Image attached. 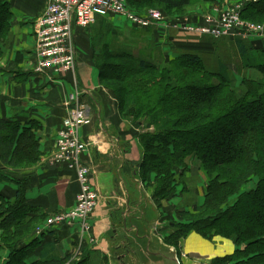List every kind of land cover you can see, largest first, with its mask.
<instances>
[{
  "label": "crops",
  "instance_id": "1",
  "mask_svg": "<svg viewBox=\"0 0 264 264\" xmlns=\"http://www.w3.org/2000/svg\"><path fill=\"white\" fill-rule=\"evenodd\" d=\"M229 1L190 0L191 8L185 14L175 13L167 18L189 16L197 19L204 11L210 10L213 4L224 6ZM248 1L230 2L244 4ZM10 3L14 16L10 25L11 36L0 55V118L19 124L21 128L35 125L37 129L33 131L42 156L35 165L22 168H9L0 159V174L7 177L6 181L0 183V206L13 208L20 197L23 199L24 212L20 214L23 219L18 218V221L26 222L40 216L54 215L76 204L80 190L76 173L65 167H51L47 162L55 148L62 122L69 115V97L76 90L84 93L83 102L89 107L92 116L91 126L82 131L89 145L83 161L93 169L92 183L99 195L91 222L93 229L86 239H81L77 229L68 226L39 233L37 228L43 221L35 231L26 235L18 249L26 248L36 241L37 246L30 253V263H36L47 253L48 248H53L56 256L65 257L69 252L78 255L81 248L88 246L87 264H126L125 255L114 258L113 247L127 245V242L132 244L134 242L130 238H133L140 242L137 250L143 257V263L175 264L172 259L174 252L182 264L175 247L163 242L161 244L160 238L153 237L165 217L167 207L156 202L154 189L142 181L140 174L144 151L131 137L130 125L120 115L117 98L100 80L97 67L99 55L94 42L99 38L100 22L107 18L97 19L90 28L75 29V71L52 81L53 77L34 72L35 24L46 9V0H10ZM153 31L159 34L158 45L163 49L165 59L175 60L185 52L219 54L207 37L183 34L162 25L153 28ZM234 39L226 40L229 50H232ZM240 40L255 50L264 47V37L261 35ZM233 50L238 54L235 46ZM167 203L172 204V199L166 200L164 205ZM173 203L176 204V200ZM166 214L168 217L172 215ZM6 217H9L8 213L0 215V224ZM118 230L120 236L116 232ZM3 234L0 227V264L9 262L10 254L6 243L2 241ZM122 234L125 237L119 242ZM147 237H150L152 246H160L157 257L148 253ZM129 248L127 254L134 255L135 249ZM178 249L187 260L204 262L232 255L237 246L225 238L206 240L196 233H190L181 241ZM161 255L167 259L163 260Z\"/></svg>",
  "mask_w": 264,
  "mask_h": 264
},
{
  "label": "trees",
  "instance_id": "2",
  "mask_svg": "<svg viewBox=\"0 0 264 264\" xmlns=\"http://www.w3.org/2000/svg\"><path fill=\"white\" fill-rule=\"evenodd\" d=\"M128 3L135 12L137 9L142 11L143 9L140 8L143 6L153 4L169 15L185 14L191 8L190 0H128ZM145 10L140 13L150 9L145 8ZM12 15L8 0H0V54L3 52L4 40L9 34ZM241 16L253 23L263 21L264 0H250L242 4ZM100 26L99 38L94 42L96 52L97 43L105 44L106 34L110 32L106 21H101ZM226 40L228 38L208 40L219 54L185 52L175 60L166 59L165 63L168 65L165 64V67L173 74V77L169 78L175 80H178L181 74L175 73L173 68L179 65L184 64L186 68L202 72L201 74L210 71L207 65L209 56L219 68L217 73L207 74V78L215 79L214 82H201L202 85L190 82L183 90L193 103L189 105V109L196 104L199 107H209L205 117H194L195 120L203 122L202 124L195 125L191 130H181L176 127L178 121L166 123L165 119L161 122L152 117L151 120L149 119V127L156 125L158 132L141 137L140 147L144 151V160L140 176L144 183L149 184L154 181L153 184L156 186L154 199L157 203H161L178 194L187 193L188 186L185 184H188V181L185 178H187L189 162L193 160L199 162L209 179L206 200L204 205L196 210L197 216L189 219V216L194 215L187 214L186 219L192 223L177 226L171 222L175 230L172 235L164 239L166 245L178 247L180 241L191 232L208 240L222 237L231 240L237 249L234 254L216 258V261L226 264H264V47L255 50L240 39H234L232 49L235 46L242 68L260 71L263 77L253 79L244 76L240 82L245 89L244 92L240 96L236 94L230 96L225 102L222 96L220 99V93L234 89L238 82L231 76L229 67L231 59L228 58L230 47ZM128 55V52L118 49L108 55L104 53L97 57V67L103 84L112 80L117 82L122 80L119 74L113 77L109 73L104 75L103 60L107 61L109 58L120 60ZM155 65H149L147 61L142 60L132 64L128 69L148 72L154 71L157 68ZM164 78L166 77L162 76V79ZM105 87L118 98L115 89L107 85ZM167 87L176 89L175 97L173 94L174 101L181 90L178 91L177 85L169 82ZM123 107L120 101L121 112ZM159 126H162V129ZM36 129L35 125L21 128L19 124L0 118V159L5 166L22 168L40 161L42 155L39 151V141L33 131ZM253 178L259 181L256 189L243 193V188ZM6 180L7 177L0 174V183ZM179 185L182 186L181 190L178 188ZM238 196L240 198L231 203L232 199ZM1 197L0 195V201ZM23 209V199L20 197L13 208L0 206V215L5 213L9 215L0 224L4 231L2 241L6 243L10 253L9 262L6 264H69L77 258L78 255L73 257V252L65 257L56 256L53 248H48L40 261L30 263V253L37 246L36 241L23 249H18V246L26 235L35 231L48 216L21 222L18 218L23 219L20 217V214L23 215ZM184 219L185 217L182 220ZM241 245L244 249L239 248Z\"/></svg>",
  "mask_w": 264,
  "mask_h": 264
},
{
  "label": "rangeland",
  "instance_id": "3",
  "mask_svg": "<svg viewBox=\"0 0 264 264\" xmlns=\"http://www.w3.org/2000/svg\"><path fill=\"white\" fill-rule=\"evenodd\" d=\"M230 1H234V0H230ZM230 1L225 5V7L238 5ZM8 2H9V6H11L10 0H8ZM217 5L213 4V6H217ZM220 7H222V5ZM145 8L160 11L166 17L171 16L169 15V13H166L165 11H161L162 10L161 8H158L153 4L141 7L140 9L141 10L143 9L142 11H138L137 9V13L143 14L140 12L146 11ZM13 18L14 16L12 15V18L10 20V25ZM104 21L108 23L110 32L106 34V37L104 39L105 44L99 43L98 45L97 43V53L99 54V56H101V54L104 53L105 55H108L109 53H111V51L115 52L118 49L126 51L130 55V56L128 55L122 57L120 60L109 58L107 59V61L103 60L104 61L103 63L105 64L104 75H106V73H109V75L113 77L119 74V76L122 79L121 82L112 80L111 82L110 81L106 82L104 85H107L108 87L113 88L118 92L119 99L115 95L114 96L117 98L119 111L122 119L124 121H128L130 125L129 133L133 138V140H135V142H137L140 145L141 137L143 135L153 134L158 132V127L156 125L149 127L150 126L149 119L151 120V117L160 122L165 119L166 123L167 122L176 123L178 121L176 127L177 129H181V130H191V128H193L195 125L202 124L203 122L195 120L194 117L195 116L205 117V114L209 107H203V106L199 107L198 104H196L191 109H189V105H193V103L190 100V96H186V93L183 90H185L184 89L185 86L188 85L190 82H194L195 85H202L201 82L208 83L215 81V79L213 78H207V74L211 75L212 73H217V69L219 68V66L217 67L218 64L215 63L213 58L209 56L207 59V65L210 71L209 70H208L209 72L204 71V74L206 75L201 74L202 72L196 71L189 67L186 68L183 64L173 68L175 73L181 74L178 80L177 79L175 80L173 78L170 79L169 77H173V74L171 71L168 72V70L165 67L168 64L165 63L166 59L163 55V49L158 45L159 34L156 33V31L154 32L153 29H149V30L137 29L135 27H132L130 23L126 21L124 18H120L117 16H111L110 18L104 19ZM257 24L264 25V20ZM10 36H11V29L9 30V34L7 38L4 40V44L2 45L3 49L9 44ZM255 36L257 35H254V37ZM208 40L214 41V39H208ZM215 40L217 41L218 39ZM168 51L169 50L167 49L166 52ZM229 51H230L229 52L230 56H228V58L231 59L229 63L231 76H233V78L236 79V81L238 82L237 85H235L234 89H227V91L222 92V94L220 93V99L222 96L223 101L228 100L230 96L232 97L235 94L240 96L244 92L245 89L240 83L244 76H248L253 79L263 77L262 72L260 71H256L254 69L244 70L242 68L241 60L238 54H236L233 49ZM106 58H108V56H106ZM142 60L147 61L149 65L156 64L157 66L156 65L155 66L157 68H155L154 71H148V72L147 71L144 72L138 69H132V70L128 69L132 64L138 63L139 61ZM162 76H165L166 78L162 79ZM168 82L172 83L173 85H177L178 91L181 90V93L178 94V98L175 99L178 101L175 100L173 101V94L176 91V89H174V87L173 88L167 87ZM120 101L124 105L122 112L120 109ZM200 112L202 113L200 114ZM159 127L162 129V126ZM86 153L87 152L83 154V157L86 155ZM200 167H201L200 163L196 162L195 160L189 162V170H188L189 174L187 175V178H185L188 181V184L187 183L185 184L186 186H188L187 193L181 195L178 194L177 196L173 197L172 204L167 203L164 205L166 200L161 201L163 205L162 207H167V210L165 212L166 213L168 212L170 215L172 213L173 215L168 217V214L165 213V217H163L161 223L158 225V229H157L158 231L154 232L157 236L155 235L153 237H155V239L160 238L162 240L160 242L161 244L162 242L165 243L164 239L172 235L173 231L175 230L173 229L171 222L175 223L177 226H183L185 224L188 225L192 223L189 219H192L193 217L197 216L196 210L204 205L207 195V189L209 186V179L207 178L204 170L201 169ZM200 170L201 172H199ZM258 182L259 181L257 178H253L252 180H250V182L246 184L245 187L243 188V193L246 192L248 193L256 189ZM153 183L154 181H152L147 185L155 190L156 186ZM178 188L179 190H181L182 186L179 185ZM239 198H240L239 196L238 198L234 197L231 203H234ZM173 200L174 201L176 200V204L173 203L174 202ZM94 213L90 218L91 222ZM182 213H186V215L185 214L182 215ZM187 214L194 216H189V219H186ZM184 217H185L184 219L185 221L182 220ZM44 223L45 221L39 227L44 225ZM116 232H118V235L120 234L119 230ZM191 233H195V232H191ZM112 234L113 236H116L114 233ZM189 235H187L186 238ZM124 237L125 235L122 234L121 237H119V242H122ZM130 240L133 241L134 243L129 244L127 242V245L124 244L122 246L119 245L121 247L120 250L118 249V251H116V248H118L119 246L115 245L113 247L114 258L118 259L120 256L125 255L126 259L124 260L126 264H148L149 262L147 261L143 263V257L138 253L137 246L139 247L140 242L136 241V239L133 238H130ZM130 246L135 249V254L133 255L132 253L131 256L127 254L129 251L128 249H130L129 248ZM124 247H127V249L122 250V248ZM152 247L154 249H160V246L153 245ZM178 247L175 248L178 252L179 259L183 261L182 264H226L225 262L216 261L217 260L216 258L204 262H197V260L189 261L185 258V256L178 249ZM239 248L244 249V246L241 245ZM88 250H89L88 246L85 248H81L78 251L77 258L74 259V261H71L70 263L73 264L76 262V264H84L86 262L85 264H87L88 262L87 259L89 255ZM69 254L71 253L69 252L67 255ZM75 255L76 253L73 254V257Z\"/></svg>",
  "mask_w": 264,
  "mask_h": 264
},
{
  "label": "built area",
  "instance_id": "4",
  "mask_svg": "<svg viewBox=\"0 0 264 264\" xmlns=\"http://www.w3.org/2000/svg\"><path fill=\"white\" fill-rule=\"evenodd\" d=\"M44 13L35 24L34 72L39 75L63 77L75 71L77 50L73 36L76 28H90L99 18L117 16L132 27L149 30L164 26L183 34L212 39H247L254 35L264 37V25L247 21L241 16L242 4L213 6L197 19L189 16L168 19L162 12L148 10L139 14L131 9L128 0H46ZM84 93L76 90L67 102L70 112L58 132L55 148L48 157L51 167H65L74 171L79 183L76 204L64 211L49 215L38 232H48L68 226L77 229L81 239L91 233V216L99 195L93 187V169L83 161L89 145L82 131L91 126L89 107L83 102Z\"/></svg>",
  "mask_w": 264,
  "mask_h": 264
},
{
  "label": "water",
  "instance_id": "5",
  "mask_svg": "<svg viewBox=\"0 0 264 264\" xmlns=\"http://www.w3.org/2000/svg\"><path fill=\"white\" fill-rule=\"evenodd\" d=\"M147 240H148V243H147V249H148V253H150L152 256H154V257H157V255H158V253H159V251H157L158 249H154L153 247H151L152 245V241H151V239H150V237H147ZM152 248V249H151ZM173 256H172V259H173V262L175 263V264H180V262H179V260L177 259V256H176V253H174L173 252ZM161 257L163 258V260L164 259H167L166 257H165V255L164 256H162L161 255Z\"/></svg>",
  "mask_w": 264,
  "mask_h": 264
}]
</instances>
